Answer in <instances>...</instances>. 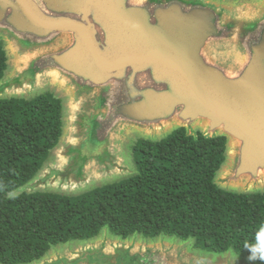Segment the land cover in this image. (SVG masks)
I'll return each instance as SVG.
<instances>
[{
    "label": "water",
    "instance_id": "water-1",
    "mask_svg": "<svg viewBox=\"0 0 264 264\" xmlns=\"http://www.w3.org/2000/svg\"><path fill=\"white\" fill-rule=\"evenodd\" d=\"M0 98L46 91L62 133L23 187L74 195L134 171L129 146L225 137L214 182L264 193V0H0ZM27 264H264L107 226Z\"/></svg>",
    "mask_w": 264,
    "mask_h": 264
},
{
    "label": "trees",
    "instance_id": "trees-1",
    "mask_svg": "<svg viewBox=\"0 0 264 264\" xmlns=\"http://www.w3.org/2000/svg\"><path fill=\"white\" fill-rule=\"evenodd\" d=\"M6 69L0 42V79ZM61 117L62 101L50 91L0 98V264L30 263L104 226L122 238H191L197 248L264 263V193L214 182L223 136H189L181 127L159 140L139 137L129 146L134 171L117 180L74 195L24 189L57 144Z\"/></svg>",
    "mask_w": 264,
    "mask_h": 264
},
{
    "label": "rangeland",
    "instance_id": "rangeland-1",
    "mask_svg": "<svg viewBox=\"0 0 264 264\" xmlns=\"http://www.w3.org/2000/svg\"><path fill=\"white\" fill-rule=\"evenodd\" d=\"M130 156H131V158H132L131 150H130ZM26 190H27V188H26Z\"/></svg>",
    "mask_w": 264,
    "mask_h": 264
}]
</instances>
